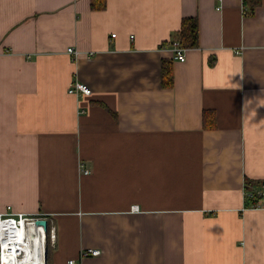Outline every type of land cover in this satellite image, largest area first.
<instances>
[{"label": "crops", "instance_id": "crops-1", "mask_svg": "<svg viewBox=\"0 0 264 264\" xmlns=\"http://www.w3.org/2000/svg\"><path fill=\"white\" fill-rule=\"evenodd\" d=\"M105 1L0 0V213L46 264H264V0Z\"/></svg>", "mask_w": 264, "mask_h": 264}, {"label": "built area", "instance_id": "built-area-1", "mask_svg": "<svg viewBox=\"0 0 264 264\" xmlns=\"http://www.w3.org/2000/svg\"><path fill=\"white\" fill-rule=\"evenodd\" d=\"M173 49L175 52V58L181 62H184L186 59L185 58V51L186 50L181 47L179 42L173 43ZM68 53L77 55L78 51H76V49L69 48ZM68 93L71 95H75V96H81V95L89 96L92 93V91H91V88L87 84H85L81 81H74L71 83V85L68 89ZM80 170H81V173L83 175H88L90 173V170L86 168L84 163L80 164ZM133 209H135V207H133ZM40 220H47L48 221V218L47 217H38V216L37 217H30V216L23 214V213H17V212H14L10 206H8L3 213H0V252H1L0 264H3V259H2V257H3V255H2L3 254V240H4L3 232L5 230H8L10 228V225H13V228H12L13 234L16 237L18 234L17 230H19V229L24 230L25 229L26 231H28L30 226L33 223H38V221H40ZM42 227L44 228L45 234H46L45 237L43 238V243L45 245L44 253H43V260H44V264H46L45 253L48 250L49 242H52V243L55 242L56 236H55V229H54V227L49 226V222H48L47 229H45L44 226H42ZM23 254L24 253L20 251L18 253V257H21ZM99 255H100V251L94 250V249H88L82 253L83 257H87V256L97 257ZM69 264H80V263H77L74 260H71V261H69Z\"/></svg>", "mask_w": 264, "mask_h": 264}, {"label": "bare ground", "instance_id": "bare-ground-1", "mask_svg": "<svg viewBox=\"0 0 264 264\" xmlns=\"http://www.w3.org/2000/svg\"><path fill=\"white\" fill-rule=\"evenodd\" d=\"M12 228L13 225H10L3 232V264H44L43 238L46 234L42 225L33 223L28 231L19 229L16 237ZM20 251L24 254L18 257Z\"/></svg>", "mask_w": 264, "mask_h": 264}, {"label": "trees", "instance_id": "trees-1", "mask_svg": "<svg viewBox=\"0 0 264 264\" xmlns=\"http://www.w3.org/2000/svg\"><path fill=\"white\" fill-rule=\"evenodd\" d=\"M247 5H250L252 9L257 7L261 0H245ZM93 9L102 10L106 6L105 0H93ZM178 41L181 47L186 49H193L199 47V21L196 17L185 19L182 22L181 28L178 32ZM162 84L164 87H171L173 85V72L172 66L169 65L168 61H163V80ZM252 200V199H251ZM252 205H264L262 197L257 196L256 199L252 200Z\"/></svg>", "mask_w": 264, "mask_h": 264}, {"label": "water", "instance_id": "water-1", "mask_svg": "<svg viewBox=\"0 0 264 264\" xmlns=\"http://www.w3.org/2000/svg\"><path fill=\"white\" fill-rule=\"evenodd\" d=\"M38 224H41L42 226H44L45 229H47V227H48V221L47 220H40V221H38ZM45 262H47V251L45 253Z\"/></svg>", "mask_w": 264, "mask_h": 264}, {"label": "rangeland", "instance_id": "rangeland-1", "mask_svg": "<svg viewBox=\"0 0 264 264\" xmlns=\"http://www.w3.org/2000/svg\"><path fill=\"white\" fill-rule=\"evenodd\" d=\"M13 210V209H12ZM26 215H28V214H26ZM28 216H30V217H46L45 215H28ZM48 222H49V220H48ZM50 225V224H49Z\"/></svg>", "mask_w": 264, "mask_h": 264}]
</instances>
